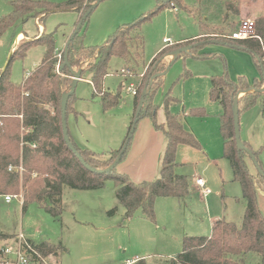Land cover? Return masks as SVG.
Instances as JSON below:
<instances>
[{"label":"rangeland","instance_id":"obj_1","mask_svg":"<svg viewBox=\"0 0 264 264\" xmlns=\"http://www.w3.org/2000/svg\"><path fill=\"white\" fill-rule=\"evenodd\" d=\"M50 1L63 3L67 0ZM159 3L160 0H104L89 16L83 32L85 46L103 47L119 29L155 11ZM239 6L240 15L230 13L225 21L228 12L224 2L204 1L199 4L196 0H185L184 7L176 6V10L164 8L145 21L142 25L143 56L139 57L138 40L132 33L133 60L128 59L129 63L113 57L109 62V75L105 78L103 91L120 93L121 102L114 108H103L101 97H94L91 74L85 73L96 53L77 55L78 64L72 70L71 84L67 89L70 90L75 74L81 71L83 76L67 116L69 135L76 146L96 154L116 151L123 146L134 115V98L129 86L133 84L135 90L143 86L150 64L161 52H166L163 60L167 65L177 60L165 74L163 85L155 97L159 107L156 123L163 127L166 123L164 97L171 90L172 96L180 101L171 107V112L182 120L184 127L201 145L197 149L181 144L176 154L177 173L189 177L191 182L189 198L185 201L159 198L153 221L140 211L133 218H126L125 209L118 203L113 179H108L105 187L99 190L65 187L62 213L57 217L35 202L24 207L18 197L8 203L4 196H0V233L17 237L22 234L35 243L47 241L60 245L58 256L52 261L61 264H126L140 259L149 264H164L181 253L185 238L210 236L212 220L216 217V220L225 219L239 225L245 212V202L242 187L234 180L230 162L223 156L221 107L210 98L211 80L227 77L236 82L240 76H246L253 81L260 78V73L249 52L228 45L208 44L215 40L213 38H195L202 32V24L225 26L229 23L227 29L232 30L231 40L233 32L239 31L243 22L255 21L263 11L260 2L248 1ZM13 11V0H0V21ZM78 19V13L69 12L52 14L46 20L43 30L55 32L56 49H61L57 50L58 57L65 54V41L74 33ZM41 29L35 19L19 20L2 33L0 73L15 50L43 35ZM164 40H169L173 46ZM191 40V45L183 44ZM201 43L205 45L198 54L207 58H193L188 53L179 57L173 55L178 49ZM44 52V46L37 45L24 58L13 60L11 81L16 85L22 84L24 78L39 66ZM135 61L139 64L136 69L130 71L125 68V73H121L126 65H134ZM120 74L127 80V87L121 89ZM145 92H149L146 87ZM194 110L202 111L205 116L191 115ZM241 138L254 152H259L264 172V95L250 110L241 113ZM165 146L164 130L157 129L151 117H141L126 155L116 168L117 173L126 175L136 184L155 181L161 172ZM247 164L252 173L258 172L250 158H247ZM198 178L206 182L211 191L209 195L204 196L202 188L196 186ZM257 196L259 209L264 215V190L258 188ZM47 203L51 204L50 199ZM246 261L247 264H264V256L249 254Z\"/></svg>","mask_w":264,"mask_h":264},{"label":"trees","instance_id":"obj_2","mask_svg":"<svg viewBox=\"0 0 264 264\" xmlns=\"http://www.w3.org/2000/svg\"><path fill=\"white\" fill-rule=\"evenodd\" d=\"M97 1L67 0L63 3H54L50 0H13L14 11L0 21V36L6 29L16 25L19 20L26 22L29 19H35L44 26L48 17L56 13H78L77 27ZM196 1L199 4L204 1L224 2L228 12L225 15V21L230 17V13L234 16L240 15V3L251 1L260 2L263 5L262 14L254 21V34L248 38L230 40L232 30L227 29L229 23L225 26L202 24V32L199 36V38H213L218 42L249 52L254 57L260 73V78L251 82L245 76L239 77L236 82L227 77H214L211 80L210 98L221 107L219 118L224 143L223 156L230 162L234 180L242 187L245 212L239 225L221 219L213 222L210 236L185 238L181 253L165 261L164 264H247L246 256L249 254L264 256V215L259 209L257 196L258 188L264 190V177L258 172L256 174L251 172L247 164L249 156L237 149L233 106L237 94L247 92L239 99L241 116L243 111L250 110L264 95V0ZM184 3L185 0H168L167 2L160 0L155 11L119 29L101 48L86 47L84 44L83 32L89 22L88 16L84 20L82 29L69 46L67 61L64 53L62 57H58L55 32L44 31L40 38L23 43L13 52L8 65L0 73V196H16L22 200L24 207L35 202L46 212L57 217L62 213L65 187L83 191L99 190L105 187L108 179H113L117 187V200L125 209L126 218L131 219L140 211L145 218L153 221L156 217V201L159 198L185 201L190 197L191 182L189 177L177 173L179 164L176 154L181 144L197 149H200L201 145L192 132L184 127L182 120L171 112V107L180 103L172 96L171 90L164 97L166 123L164 127L156 123L159 107L155 104V97L163 85V73L169 67V64L167 65L163 60L165 51L152 61L143 86L137 89L134 98V115L124 141L125 144L130 136L146 87L149 92L144 97L139 119L143 116L151 117L157 129L164 130L166 138L161 172L155 181L136 184L126 175L118 174L117 167L107 172H98L112 166L124 144L119 150L96 154L79 149L70 137L85 163L95 171L88 170L66 144L61 118L62 96L71 84L72 70L78 64L77 55L96 53V58L88 65L85 73L91 74L94 97H101L103 108L105 110L114 108L121 102L120 93L103 91L105 78L109 75L110 60L113 57L124 59L129 63L133 60L131 48L134 47V43H130L132 33L137 37L141 58L145 43L142 35L143 23L164 8L172 7V5L184 7ZM192 41L183 44L191 45ZM37 45L45 48L39 66L24 78L22 84H14L11 81L13 60L24 58ZM204 45L201 43L194 46L188 54L193 58L205 57L198 54ZM136 66H139L137 61L128 69H136ZM82 76L83 73L81 78ZM74 94L69 98L67 116L71 110L70 103ZM191 115L205 116L199 110L192 111ZM245 144L251 149L247 142ZM253 153L260 165L259 152L253 151ZM125 155L126 153L123 158ZM48 199L52 205H48ZM13 239H15L14 236L0 233V247L2 248ZM28 242L36 261L40 263L50 256L57 257L61 249L60 245L47 241L35 243L28 240ZM1 248L0 264H7V261L3 259ZM132 264L149 263L145 259H140Z\"/></svg>","mask_w":264,"mask_h":264},{"label":"water","instance_id":"obj_3","mask_svg":"<svg viewBox=\"0 0 264 264\" xmlns=\"http://www.w3.org/2000/svg\"><path fill=\"white\" fill-rule=\"evenodd\" d=\"M164 2H167L168 0H163ZM102 2V0H98L96 4L92 5L90 10L85 14V16L83 17V19L81 20V22L79 23V25L76 27L74 33L72 34V36L70 37L67 46L65 48V59L67 61V56H68V49L70 44L72 43V41L74 40V38L76 37V35L79 33V31L82 29V25L84 23V20L87 19L88 16H90V14L92 13V11L99 6V4ZM212 44H221V42L218 41H212ZM224 44V43H223ZM198 46V45H196ZM194 46H187V47H183L181 49H178L176 51L173 52V55L175 57H179L181 54L184 53H190L189 51L192 50ZM172 66V62L171 64H169V67L167 68V70L163 73V76L165 74H167ZM81 75L82 72H78L75 74V78L73 80L72 86L70 88L69 91H67L66 93L63 94L62 96V100H61V118H62V129H63V135H64V140L66 142V144L68 145V147L70 148V150L72 152H74V154H76V156L80 159V161L82 162V164L91 171H95L94 169H92L91 167H89L84 159L81 157V154L76 150L74 144L71 141L70 135H69V129H68V124H67V110H68V102H69V98L75 93L76 87L79 83V81L81 80ZM148 92L143 93V98L141 100L137 115H136V120L133 123L132 129H131V133L130 136L127 140V142L124 144L117 160L112 164V166H110L108 169H106L105 171H98V172H107L111 169H115L121 162L123 155L127 152L128 150V146L129 143L132 139V136L135 132V128L136 125L139 121V115H140V111L142 110L143 107V102H144V97ZM247 92H239L237 94V97L234 100V106H233V117H234V131H235V140H236V144H237V149L239 151L245 152L249 158L252 160L254 166L256 167L258 173H260L263 177H264V172L261 168V165H259V162L257 161L256 156L254 155L253 151L246 146L245 142L242 140L241 138V116H240V111H239V99L244 96Z\"/></svg>","mask_w":264,"mask_h":264},{"label":"built area","instance_id":"obj_4","mask_svg":"<svg viewBox=\"0 0 264 264\" xmlns=\"http://www.w3.org/2000/svg\"><path fill=\"white\" fill-rule=\"evenodd\" d=\"M172 9L176 10V6L172 5ZM254 31L255 22L247 20L241 24L239 31L237 30L233 32L231 39L241 40L248 38L254 34ZM164 42L168 45H172L169 40H164ZM129 91L133 95L137 94L133 84L129 86ZM196 184L202 188L204 196H207L211 193L203 179L198 178L196 180ZM14 197L16 196H7L5 197V200L6 202L10 203ZM1 251L3 257L9 262H12V264H61L59 261H52L54 258L53 256L43 259L42 263L36 261L28 240L22 234L16 237L12 242L8 241L5 245H3Z\"/></svg>","mask_w":264,"mask_h":264},{"label":"crops","instance_id":"obj_5","mask_svg":"<svg viewBox=\"0 0 264 264\" xmlns=\"http://www.w3.org/2000/svg\"><path fill=\"white\" fill-rule=\"evenodd\" d=\"M171 9H172V7H171ZM39 26H40V24H39ZM75 27H76V26H75ZM41 28H42V29H41L40 31H42V32L45 31V32H46L45 29L43 30V26H42V25H41ZM46 33H47V32H46ZM200 34H201V33H200ZM200 34H199L198 36H196L195 38H198V37L200 36ZM20 35H21V34H20ZM20 35H19V36H20ZM195 38H194V39H195ZM69 39H70V36L67 37V39H66V41H65V45H67ZM221 44H222V45H227V44H225V43H224V44L221 43ZM167 45H168V44H167ZM169 46H173V44H172V45H169ZM228 46H230V45H228ZM64 47H65V46H64ZM231 47H232V46H231ZM234 48H235V47H234ZM57 50L59 51V50H61V49H57ZM204 58H207V57L205 56V57L200 58V59H204ZM176 61H177V60H174V61H172V63H173V62H176ZM125 68H126V69L130 68V65H126V66L123 68V70L121 71V73H125V72H123V71H125ZM128 70H130V69H128ZM130 71H131V70H130ZM122 75H123V74H120V75H119V76L121 77V80H122V81H121V84H120V89H121V88H125V86L127 87V82H126L127 80H125L124 77H123ZM164 76H165V75H164ZM240 77H241V76H240ZM245 77H246V76H245ZM255 79H256V78H255ZM250 82H251V81H250ZM129 85H130V84H129ZM136 91H137V90H136ZM132 96H133V98H135V95L132 94ZM155 104H156V103H155ZM156 105H157V104H156ZM196 186L199 187L197 184H196ZM216 219H217V217H216ZM216 219H213V220H212V225H213V222H215L214 220H216ZM218 220H219V219H218ZM216 221H217V220H216ZM8 235H10V234H8ZM11 236H14V235H11ZM16 237H17V236L15 235L14 238H16ZM13 240H14V239H13ZM13 240H9V241L12 242ZM133 262H134V261H133ZM133 262H131V263H126V264H132Z\"/></svg>","mask_w":264,"mask_h":264}]
</instances>
